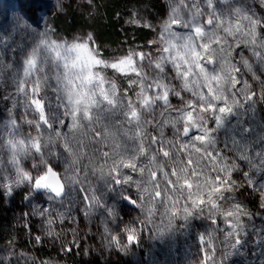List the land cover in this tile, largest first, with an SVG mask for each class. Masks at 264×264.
<instances>
[{"label":"rangeland","instance_id":"374dc122","mask_svg":"<svg viewBox=\"0 0 264 264\" xmlns=\"http://www.w3.org/2000/svg\"><path fill=\"white\" fill-rule=\"evenodd\" d=\"M164 1L165 16L152 29L151 36L144 47L124 50L120 48L121 46L111 49L107 46L109 50L106 54L102 53V58L112 60L123 57L132 50L155 53V46L150 42L159 39L158 33L163 29L164 21L172 14V9H176L180 18L188 16L187 10L181 7V3L187 2V0ZM236 2L237 4L251 5L252 10L258 15L264 12L259 0H236ZM197 3L201 4L207 13L208 10L204 8L203 0H197ZM217 7L223 13V21L216 31L227 41L224 48L225 51L231 53V56L225 57L223 61L218 58V63L223 64L224 67L223 69L217 67L216 71L222 76L224 71H231L230 65L235 64L241 68V72L244 74L243 78L248 80L252 89L259 93L261 85L253 79V74L260 76L261 79H264V74L261 73L258 58L253 54V47L255 46L256 50L264 54V41L254 40L247 33L244 28L246 21L242 23L235 16L230 20L223 0ZM73 8L80 13H85L87 18L94 13L91 0H0V45H2L0 47V183L11 185L10 194L4 188H0V193L7 208L14 214L16 228L22 234L21 239L0 243V260H3L4 264H65L63 248L65 245L75 244L83 250L84 257L88 256L89 259L102 257L105 264H204L206 259L208 264H212L211 252L206 245L201 244L198 240L200 235H204L205 240H208L207 232L211 231L209 221H196L194 226L184 230L179 228L180 221H174V229L169 230L167 219L164 223H160L158 215L156 218L158 227L141 224V221L145 220L147 210L154 205L159 214L167 211L170 215L173 210L171 205L175 203V199L178 198L183 203V197L179 193L162 192L161 197H155L154 192L164 189L168 184L165 172L169 176L174 168L179 172L177 165L183 166L187 172H199V166L195 163L199 154L194 150L190 157L193 161L192 164H188L189 156L185 154H181V159L178 162L163 157L162 152L158 154V164L166 163V167L163 169L158 166L152 168L157 173L155 179L159 185L158 189L151 183L143 182V177L139 173H131L133 179L142 180V187L148 188V192L143 193L145 197L143 207L137 208L125 200L123 204L121 203L124 194H130L133 199H137L138 204L141 203L135 186L125 193L120 186L114 185L107 176L112 160L106 161L102 156L103 151H108L111 154L124 146L139 145V139L135 141L129 139V135H135V127L125 123L124 117H115L110 121H105V124L108 125L109 135L101 144H96L87 131L78 130L73 137L68 128L61 127L59 124H55L53 128L44 125L39 130L35 127L39 116L34 111V105L29 107L31 100H43L46 115H51L49 105L57 95L53 91V88L57 86L56 76L59 75L60 87L63 89L64 84L67 83L65 73L67 72L69 75L73 73L71 69L72 55L68 54L63 47L55 48L51 43L44 49L43 55H40L38 49L40 41L45 39V33H47L48 41L71 44L80 41L89 34L87 31H79L69 37H63L55 32L52 25L53 16L63 19ZM206 19V15L196 17L200 24H204ZM33 21H39V25L36 26ZM223 28H231L232 34L225 35L221 30ZM173 30L183 35L189 34V30L180 29L178 26H174ZM213 47L216 45L213 44ZM34 51L37 53L35 57L33 56ZM175 54L173 53V55ZM183 55L184 53L180 52V56ZM241 56L248 60L252 66V72L240 64ZM32 58L36 63L34 67L30 68L27 61ZM45 58L47 59L46 64L43 63ZM65 62L69 65L68 69L64 68ZM143 64V70L148 74L145 84H152L156 75L154 65H148L147 60ZM41 67L44 68L43 72L39 71ZM171 68L172 65L169 64L166 71ZM25 72L28 73L27 76ZM45 74L48 76L47 80L44 79ZM101 74L114 82L121 94L127 90L128 97L136 101L139 87L130 85V81L136 79L135 73L128 71L120 73L109 68ZM175 74V70H172L169 72V79L161 80L160 84L168 83L170 86H176L179 90L183 85V80L175 79ZM37 81H39V89L33 94ZM73 82L78 84V81L73 80ZM21 84L24 85L27 97L24 92L19 90ZM237 87L240 86L237 85ZM157 91L162 94L164 89L162 86L157 89L153 84V87L146 91L145 95L151 97ZM203 91L206 92L207 88L205 87ZM181 94L185 100L196 99L191 92L184 91ZM169 100L174 108L183 107L178 97L170 95ZM158 103L161 106L154 109V114L148 111L142 112V120L159 121L171 119L177 115L175 112L170 115L164 112L162 102ZM255 109L254 115L250 112L247 117H230L219 131L218 136L222 142L227 141L233 149L253 155L254 166L249 167L246 166V163H241V167L244 171L249 172V176L258 189L261 184H264V175H261L258 170L260 165L254 154L262 148L260 138L264 137V102L257 101ZM237 119L243 121L242 125H237ZM116 120H119L120 123H116ZM29 121L33 123L29 124ZM13 124H15V128ZM244 129H251V131L245 132ZM97 130L103 131V128L97 126ZM143 130L147 133L143 137L145 147H147L151 136H159V129L153 124H148ZM56 131H59L62 137L65 135L73 137L74 152L77 155L83 154L80 167L85 169L92 161L94 170L87 172V179L84 178V171H82L80 183L74 184L72 190L66 185L64 194L53 201L48 199L49 194L46 191L33 193L32 185L28 182L21 183L19 186L12 182L19 179L21 171L28 172L33 177L42 174V171L33 167L34 164L39 163L41 153L43 154L42 158L52 164L54 170L60 173L63 182L66 167L63 157H67L69 163L73 157L64 151L63 139H56ZM50 138L52 143H49ZM164 139L172 140L177 146L179 145V138L172 135L170 127H165ZM22 140L26 142L20 144ZM33 140L39 141L41 153H37L31 146ZM153 147L159 150L161 145L157 144ZM163 147L165 150L171 149V145L166 143ZM239 151H237V155ZM173 154H175L174 151ZM57 157L61 158L57 159ZM141 161L146 162L143 157H141ZM202 163L203 161H201ZM101 169H103V175ZM123 171L128 172L127 169ZM146 175L147 173H145ZM214 175L213 173L212 176ZM181 177L180 184H183V173H181ZM170 178L173 181L176 180V177ZM187 178L193 182V191L196 190V183L201 184V191L205 193V199H207V189L203 187V176L199 180L196 176ZM233 178L238 183L245 182L239 172L234 173ZM150 193L152 199L148 200ZM20 194L22 199H18ZM184 195H187V189H185ZM233 195L235 202L242 204L250 213V217H242L243 230L239 232L240 243L238 245L235 244V239H232L226 246L225 243L220 242L224 236L214 234L217 236L214 241L216 260H219L222 252H226V264H264V209L259 206L258 191L252 190L249 186L248 190L234 192ZM161 200L169 207L162 206ZM232 203L233 201H229L224 205L225 208L230 207ZM218 204H224V202L218 201ZM106 209H111L115 215L109 216ZM42 210H47L52 214L55 220L52 225L48 224L47 216L40 215ZM60 214H63V222L59 218ZM222 219V217L218 218V223L223 229L227 226L223 224ZM29 224L32 225L30 231L36 232L40 239L48 245L52 254L48 259L43 260L36 254L34 250L36 242L27 229ZM199 225H204V227ZM132 227H136L140 231L138 244L133 243L126 248L117 247L115 242L109 244V235L117 237L121 246L127 244L125 229ZM49 232L52 234L49 235Z\"/></svg>","mask_w":264,"mask_h":264},{"label":"snow or ice","instance_id":"6c2138e0","mask_svg":"<svg viewBox=\"0 0 264 264\" xmlns=\"http://www.w3.org/2000/svg\"><path fill=\"white\" fill-rule=\"evenodd\" d=\"M220 2L221 0H203L204 8L208 10L207 13L201 4L197 3V0L182 2L181 7L185 8L188 13L186 18H180L176 9L173 8L172 14L164 21L163 29L158 33L159 39L150 42L155 46V53L132 50L123 57L107 60L102 58L101 50L91 33L80 41L71 44H58L56 41H48L46 39L47 33H45V39H42L38 45L39 54L43 55L44 49L49 43L55 48L63 47L68 54L73 56L71 63L73 73L72 75L65 73L67 83L64 84L63 89L60 87L59 75L56 76L57 86L53 88V91L57 95L49 105L51 115H46L44 101L41 99H32L29 105V107L34 105V111L38 113L39 120L35 124L38 130L44 125L53 128L55 124H59L61 127L68 128L73 137L78 130L87 131L96 144H101L109 135L108 125L105 124V121H110L111 118L115 117H124L125 123L134 125L135 135H129V139L133 141L139 139L138 146H124L111 154L108 151H103L102 156L106 161L112 160L107 176L114 185L120 186L125 193H128L135 186L141 203L138 204L137 199H133L130 194H124L123 199L137 208L143 207L145 201L143 193L148 192V188L142 187V180L133 179L131 173H139L143 177V182L151 183L158 189L159 185L155 179L157 173L152 168L153 166H158L161 169L166 167V163L158 164L157 157L160 152H162L163 157L177 162L180 161L181 154H185L189 156L188 164L193 163L190 158L193 150L199 154L195 161L199 166V172H187L183 166L177 165L179 172L175 168L170 176L165 172L164 175L168 184L164 189L154 192L155 197H161L162 192L179 193L183 197V203L180 202V199H175V203L171 205L173 210L170 215L167 211L159 214L154 205L147 210L145 220L141 221V224H151L154 228L158 227L156 224L158 215L160 223H164L167 219L169 230L174 229V221L181 222L179 224L181 230L194 226L195 222L199 220L209 221L211 231L207 232L208 240H205L204 235H200L198 240L201 244L206 245L211 252L212 264H226L227 260L226 252H222L219 260H216L214 241L217 236L214 234H222L224 239L220 242L225 243L226 246L232 239H235V244L238 245L240 243L239 232L243 230L242 217H250L246 208L235 202L233 193L246 191L251 186L252 190L258 191L259 206L264 209V184H261L257 189L249 176V172L244 171L241 167V163H246V166L249 167L254 166L253 155L233 149L227 141L222 142L218 136L219 131L224 127L225 122L229 121L230 117H247L250 112L254 115L257 101L264 102V79H261L260 76L253 74V79L261 85V90L258 93L252 89L248 80L243 78L244 74L241 72V68L235 64L230 65L231 71H224L222 76L216 71L217 67L222 69L224 67L223 64L218 63V58L223 61L225 57L231 56V53L225 51L224 48L227 41L224 37L219 36L216 31L223 21V13L217 7ZM259 2L264 8V0H259ZM223 3L227 7L230 20L235 16L242 23L246 21L244 28L247 33L254 40L264 41V12L258 15L252 10L251 5L237 4L236 0H223ZM198 15L207 16L204 24L198 23L196 20ZM33 24L38 26L39 21H33ZM147 26L152 27L150 24ZM174 26L189 30V34L178 33L173 30ZM221 30L224 31L225 35L232 34L233 31L231 28ZM213 44L216 47H213ZM229 47L231 46L229 45ZM180 52H183L184 55L180 56ZM173 53L176 54L173 55ZM36 54L34 51L33 56L35 57ZM253 54L258 58L261 73L264 74V54L256 50L255 46L253 47ZM145 60H147L148 65H154L156 75L152 84H145L148 79V74L143 70ZM35 63L34 58L27 61L30 68L34 67ZM43 63H47L46 58ZM169 64L172 65V68L166 71ZM240 64L252 72V66L243 56L240 57ZM64 68H69L67 62H65ZM109 68L120 73L126 71L135 73L136 79L131 80L130 85H138L139 87V91L136 93V101L128 97L127 90L121 94L117 85L101 74ZM172 70H175V79L183 80V85L179 90L176 86H170L168 83L160 84L161 80L169 79V72ZM39 71L43 72L44 68L41 67ZM25 75L27 76L28 73L25 72ZM44 79H48L47 74H45ZM73 80L78 81V84L74 83ZM153 84L157 89L162 86L164 91L162 94L157 91L154 96L148 97L145 92L151 89ZM205 87L207 88L206 92L203 91ZM38 89L39 81H37L36 88L33 89V94ZM19 90L24 92L27 97L28 94L23 84L20 85ZM184 91L191 92L196 99L185 100L181 94ZM170 95L178 97L183 107L174 108L169 100ZM158 102H162L164 112L169 113V115L175 112L177 115L171 119L159 121L142 120V112L148 111L154 114V109L161 106ZM161 115L163 116L164 113L162 112ZM28 123L32 124L33 122L29 121ZM116 123H120V121L116 120ZM242 123V120L237 119V125H242ZM148 124H153L159 129V136H151L148 146L145 147L143 137L147 133L143 129ZM97 126H101L103 131H98ZM13 127L15 128V124ZM165 127H170L172 135L179 138L178 146L174 141L164 139ZM53 130L55 131V129ZM244 131L248 132L251 129H244ZM73 137L67 135L62 137V134L56 131V139H63L64 151L73 157L70 163L67 157H63L66 162L63 182L60 173L54 170L52 164L42 158L43 154L39 141L33 140L31 146L37 153H41L39 163L34 164L33 167L42 171V174L33 177L30 173L21 171L19 179L12 183L19 186L21 183L28 182L34 190L46 191L49 194L48 199L54 201L62 196L66 185L72 190L74 184L80 183L82 171H84V178L87 179L86 168L80 167L83 154L77 155L74 152ZM25 142L22 140L20 144ZM49 143H52L51 138ZM165 143L171 145V149L165 150L163 147ZM260 143L262 148L255 152L254 156L260 165L258 170L261 175H264V137L260 138ZM157 144L161 145L159 150L153 147ZM237 151H239L238 155L236 154ZM141 157L146 162H142ZM60 158L57 157V159ZM201 161H203L202 164ZM124 169H127L128 172H124ZM237 172L242 175L245 182L238 183L233 178L234 173ZM145 173H147L146 176ZM181 173L184 174L183 184H180ZM213 173L214 176H212ZM101 174L103 175V169H101ZM188 176H196L198 180L203 176V187L207 189V199H205V193L201 191L200 183H196V190L193 191V182L187 178ZM170 177H176V180L173 181ZM125 186L127 187L125 188ZM0 188H4L9 194L11 193L10 184L0 183ZM185 189H187L186 196L184 195ZM151 199L152 194L150 193L148 200ZM218 201H223L224 204H218ZM229 201H233V203L230 207L225 208L224 205ZM97 203H99L98 200ZM161 205L166 208L169 207L163 200H161ZM106 212L109 216L115 215L111 209H106ZM40 215L48 217L49 225L55 222L52 214L47 210H42ZM221 217L223 224L227 226L223 229L218 223V218ZM59 218L63 222V214H60ZM199 226L204 227V225ZM125 232L127 233V244L121 246L118 238L110 235L109 244L115 242L117 247L122 248L133 243L138 244L140 231L136 227L126 228ZM51 234L49 232V235ZM36 240L39 241L40 237L37 236ZM232 246L234 247V245ZM205 255L207 256V253ZM0 264H4V261L0 260ZM204 264H208L207 259Z\"/></svg>","mask_w":264,"mask_h":264},{"label":"trees","instance_id":"16d2710c","mask_svg":"<svg viewBox=\"0 0 264 264\" xmlns=\"http://www.w3.org/2000/svg\"><path fill=\"white\" fill-rule=\"evenodd\" d=\"M91 2L94 13L89 18L85 13L73 8L63 19L53 16L52 25L55 32L63 37H69L79 31L93 34L101 53L105 54L109 50L107 46L110 49L121 46L120 48L124 50L144 47L152 29L165 16L164 0H91ZM149 24L151 28L147 26ZM86 170L87 172L94 170L92 161L88 163ZM18 197L22 199L21 194ZM121 203H124V199ZM116 210L118 213V208ZM31 227L29 224L27 229L30 231ZM19 232L14 214L7 208L0 193V243L21 239L22 234ZM30 233L36 242L34 248L36 254L43 260L48 259L52 255L48 245L41 239L36 240L38 236L36 232ZM83 255V250L75 244L65 245L63 248L65 264H105L102 257L89 259Z\"/></svg>","mask_w":264,"mask_h":264},{"label":"water","instance_id":"95a60500","mask_svg":"<svg viewBox=\"0 0 264 264\" xmlns=\"http://www.w3.org/2000/svg\"><path fill=\"white\" fill-rule=\"evenodd\" d=\"M32 190H33V192H35V193H41V192H45L44 190H34L33 188H32ZM64 193H62V195H63Z\"/></svg>","mask_w":264,"mask_h":264}]
</instances>
